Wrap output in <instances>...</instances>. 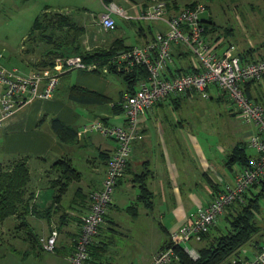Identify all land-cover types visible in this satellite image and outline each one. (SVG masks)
Wrapping results in <instances>:
<instances>
[{
	"label": "crops",
	"instance_id": "crops-1",
	"mask_svg": "<svg viewBox=\"0 0 264 264\" xmlns=\"http://www.w3.org/2000/svg\"><path fill=\"white\" fill-rule=\"evenodd\" d=\"M152 1L101 0L99 14L90 11V19L81 15L86 11L85 8L75 13L68 10L66 15L82 26L80 43L84 48L106 47L117 37L122 39L123 46L130 47L144 44L154 37L156 30H164L166 27L161 20L133 17L146 9ZM189 1H194L190 6L198 2L185 0V3ZM109 3L121 6L132 15L126 19L111 12L117 23L114 30L105 29L98 22L100 15L107 10L105 5ZM250 3L251 1L248 4ZM178 9H168V13ZM255 10L261 12L251 15L248 22L252 24V21L258 19L264 25V0L262 6L251 4V11ZM236 15L241 25H244L240 14ZM208 24L215 29L207 33V37L211 41V48L216 52H220L230 40L237 45L244 60L255 57L256 53L264 54V33L255 30L253 37L247 33L240 44L223 35V32L214 35L218 28L214 23ZM129 26L134 29V37L130 43L125 40L124 35ZM242 27L243 30L246 29L245 25ZM122 52L123 49H119L118 58ZM37 61L38 59L34 60L33 68L53 71L51 66H40ZM121 62L119 59V64H115V67L124 65L128 71L126 73H130L136 66ZM195 64L193 53L177 43L172 46V56L163 73L171 77L191 70ZM123 74L125 73L110 70L107 64L99 63L91 69L66 68L60 73L59 82L50 98H32L16 108L0 125V160L7 162L18 154L29 155L28 163L32 160L31 164H34L31 167L35 166V172L38 173L35 186L33 183L32 186L28 185V188L33 187L31 212H39L32 213L31 216L45 215L47 220L51 217L59 220L56 250L61 252L48 254L42 264H69L68 254L73 249L79 231L80 215L89 206L91 192L100 187L108 158L116 147L114 138L98 131L82 132V128L93 120H101L108 125L123 124L121 99L129 92V85ZM142 78L133 82L134 89ZM115 79L117 85L114 84ZM245 86L253 101H264V75L259 80H248ZM207 91L206 97L196 90L170 94L139 115L137 133L131 140L125 172L118 178L105 213V222L100 225L90 245L91 257L96 261L149 264L152 255L165 244L172 230L191 221L197 210L206 206L219 190L234 184L235 174L243 165L240 159L242 153L246 158L254 155L255 151L248 145L245 133H251L255 127L242 119L241 122L248 126L243 131L244 142L240 139L232 144L229 141H218L219 149L216 148L215 153L202 149L197 133L201 131L207 134L202 130L206 127L201 116L207 109V102L203 98H210L211 102H231L215 85H209ZM230 104L229 109L234 112L232 102ZM52 117H58L71 125L76 136L69 141H59L51 130ZM247 146L252 149L251 152ZM60 159H69L73 177L58 168ZM36 160H41L43 165H36ZM247 195L250 197L252 192L249 190ZM227 207L212 225L214 230L218 224L227 223L223 216L229 208ZM257 211L254 210V213L257 214ZM260 230L262 232V227ZM258 233L259 231L227 257L229 264H233V258L254 256L264 242V235ZM115 234L122 238L106 239ZM257 239H260L258 246L255 244ZM135 241L137 246L134 245ZM187 242L185 246L189 253L192 252L190 246L194 249L200 247L201 240L192 237ZM193 254L189 253L192 258H196L197 254L195 257Z\"/></svg>",
	"mask_w": 264,
	"mask_h": 264
},
{
	"label": "built area",
	"instance_id": "built-area-1",
	"mask_svg": "<svg viewBox=\"0 0 264 264\" xmlns=\"http://www.w3.org/2000/svg\"><path fill=\"white\" fill-rule=\"evenodd\" d=\"M107 10L100 15L98 22L105 29H115L116 20L111 12L131 17L126 10L114 3L105 5ZM204 4L184 5L176 12L168 13L165 0H153L135 18L161 20L164 30H156L154 37L144 44L132 45L123 50L117 58L126 65H145L147 76L139 82L133 92H127L121 99L122 125H108L101 120H93L82 132L98 131L116 140V147L107 161L104 177L98 189L90 194V204L80 215V225L73 249L68 255L69 264H108L91 257L90 245L98 232L112 192L118 178L123 175L131 149V140L137 133L139 115L150 106L170 94L186 93L196 90L203 97L208 96L207 87L217 86L231 100L234 112L255 127L248 136V145L255 153L235 174L234 184L219 190L212 200L197 210L194 218L172 230L169 244L152 255L149 264H167L177 255L174 247L184 245L190 238H199L217 221L226 205L243 201L242 194L259 180L264 173V101L255 102L247 94L246 82L259 80L264 75V54L242 59L235 43L226 44L220 52L211 48V41L204 33V23L200 13ZM180 43L189 49L196 64L191 70L173 76H166L163 69L172 56V46ZM96 63L86 64L79 55L55 57L53 71L33 68L26 72L16 67H7L1 62L0 54V125L19 106L34 97L48 99L59 82L60 73L66 68L91 69ZM242 196V197H241ZM58 228L51 229L47 236L40 237L43 248L52 251L57 245ZM188 251V248L185 246ZM190 254H193L189 251ZM195 257V255H193ZM233 264H264V242L260 244L251 258L232 259Z\"/></svg>",
	"mask_w": 264,
	"mask_h": 264
},
{
	"label": "rangeland",
	"instance_id": "rangeland-1",
	"mask_svg": "<svg viewBox=\"0 0 264 264\" xmlns=\"http://www.w3.org/2000/svg\"><path fill=\"white\" fill-rule=\"evenodd\" d=\"M249 1H251L250 4H248ZM253 1L254 2L252 3V0H198V2L204 4V10L200 13V16L201 18L211 19V21L214 23V26L218 28L217 31H215L214 35H216V33L218 32L219 34H222L223 32V35L241 44V42L244 41V36L247 33L251 34L252 37L255 30L264 33V25L259 22L258 19L252 21V24L248 22L251 15H255L256 13L261 12L257 10L252 12L251 4L256 5V7L262 6V0ZM178 2L180 4V7H182L184 6L185 0H178ZM46 7L48 12H45L47 16H45L44 21L49 24V27H42L41 29L37 30L33 29L35 17L43 12L42 10H44V8ZM101 7V0H0L1 62L3 61L2 63L7 66H16L20 68L21 71L26 72L25 69H33L34 60L39 59L41 55L46 54L47 52L45 51L46 49H48V47L56 49L57 51L67 52L66 49L64 51L60 49L66 47L65 44L60 45L62 43L61 39H59L61 38V33L57 32L56 30L55 33H51L50 29L53 27L52 20L54 18L53 12L65 10L66 13H68L67 11L70 10L72 13H75V11L81 10V8H85L86 11L81 15H85L90 19V11H94L99 14ZM236 14H240L241 18L243 19V24L246 27L245 30H243L242 26L244 25H241ZM71 33L72 31L69 32L68 37H71ZM33 35H35L34 37H37V41L32 39ZM47 35L53 37L52 43L46 41ZM124 35L125 40L130 43L132 41V38L134 37V29L129 26ZM32 41L33 44L35 43L34 45L32 44ZM57 43L59 45H57ZM32 46L34 47L33 49L30 48ZM58 56L60 55H57L56 57ZM84 63L89 64L93 62ZM114 84H118L116 79L114 81ZM203 100L204 102H207V109L201 116L203 125L206 127L202 130L207 132V134L201 131L197 133L198 141L201 144L202 149L214 152L216 151V148L219 149L217 144L218 141L221 143L229 141L230 144H232L234 141L236 142V140L240 139L242 142H244L245 138L243 131L248 126L241 122V118L237 116V114L235 115L238 118L234 115V112H231V110L229 109L231 102L227 100H225L224 103L216 101L211 102L210 98H203ZM202 108L204 109L205 106H203ZM245 136L246 138H248L249 131H246ZM247 149L250 152L252 151L249 146H247ZM225 153L227 154V150H225ZM220 158L222 157L220 156ZM31 161L32 160H29L28 163L27 160V164H29V167L34 164H31ZM5 162L6 161L0 160V163H2V165L4 166ZM215 163L217 162L215 161ZM8 164L9 163H7L6 165ZM36 165L42 166V161L36 160ZM29 171L30 179L28 181V185L32 186L33 183V185L35 186V184L37 183L36 175L38 174L35 172V166L29 168ZM68 176L73 177L72 174H68ZM32 188L33 187H27L23 193L24 205L26 202H28L29 205L30 203H32ZM242 196L244 198H247L245 194H242ZM258 200L261 208H259L257 214H255L256 223L260 228L262 227V232H264V197L261 196ZM19 207H22V205L20 204ZM20 210L23 211L24 208H20ZM32 213L35 214L39 212L34 213L30 210L29 212L25 213V218L20 217L19 214L15 216V213L5 217L0 222V264H42L47 259L48 254L53 255V252H61L58 251V249L56 250L57 245L52 251L45 250L40 240V237L47 236V234L50 233L51 229L58 228L59 220L53 217H51L50 220H47L45 215H41L38 217L31 216ZM104 217L101 224L105 222ZM24 222L28 224V226H26ZM212 230H214V227L210 226L207 232H211ZM260 231L258 235H261ZM34 236L35 238H33ZM211 236L212 235H206V232L201 234L198 238V240H201L200 247L210 245V241H212ZM108 238H110L111 240L121 239L122 237L118 234H115L114 237L111 235L109 237H106V239ZM134 243L135 246L138 245L136 241ZM187 243L185 244L187 245ZM127 245L129 246L128 242ZM198 247H196V249ZM161 248H163V246L159 249ZM190 249L194 253L193 255L197 254L198 257V249L196 250L191 246ZM100 262L111 264L105 261ZM219 264H229L228 258L224 259Z\"/></svg>",
	"mask_w": 264,
	"mask_h": 264
},
{
	"label": "trees",
	"instance_id": "trees-1",
	"mask_svg": "<svg viewBox=\"0 0 264 264\" xmlns=\"http://www.w3.org/2000/svg\"><path fill=\"white\" fill-rule=\"evenodd\" d=\"M165 1L168 9H178L180 7L178 0ZM193 2L194 1H189L185 4L191 5ZM45 12H48L47 7L44 8L43 12H41L37 17H35L33 29L37 30L42 27H49V24L44 21L45 16H47ZM53 16V27L50 29L51 33H55V30L61 33V38L59 39H61L62 43L60 45L65 44L66 47L60 49H62V51L66 49L67 52L57 51L56 49L48 47L45 51L47 53L41 55L37 61L40 66H51L53 68L55 57L57 55L67 56L75 54L79 55L84 62H96L101 65L107 64L108 67H110V70L121 74L125 73L123 75L125 80L128 82L129 92H133L135 90L133 87L134 81L136 82L142 77V80L146 78L147 68L145 65L134 66L132 71H129L130 73H126L128 71L124 65H118L119 67L117 68L115 67V64H119L117 63V53L119 49L126 50L131 47L123 46L122 39L120 37L114 38L113 41L106 47L86 49L80 43V34L83 30L82 26L73 22L66 15V12L55 11L53 12ZM202 22L205 27V34L215 30L213 26L211 27L208 24L213 23L211 19L202 18ZM70 31H72L71 37H68ZM34 36L35 35H33L32 39L37 41V37ZM52 38V36L47 35L46 41L52 43ZM230 42L231 41L228 40L225 45ZM57 45L59 44L57 43ZM121 63L125 62L122 61ZM50 124L53 134L59 141H69L76 136L75 129L71 125L64 123L58 117H52ZM28 158L29 155L18 154L15 155L14 158L5 162V166L0 163V222L5 217L15 213V216L19 214L20 217L25 218V213L33 210V207L31 208L32 205H29L28 202H26L25 205L23 204V193L28 187V181L30 179V171L27 164ZM240 159L242 160L243 165L246 164L248 160L243 153ZM7 163L9 164L6 165ZM58 164H60L58 168H60L63 173L73 175L69 160L60 159ZM249 190L252 192L250 197L247 195ZM249 190L244 193L247 197L244 198V201H234L227 205L229 208L226 206L228 210L223 214V216L227 223L223 225L218 224L216 226L217 230H214V233L211 236L212 241H210V245L200 247L198 249V257L192 258L185 249L184 245L177 244L174 247L177 258L167 264H218L226 259L237 247H240L249 241L252 236L261 229L256 223L254 210L259 211L260 204L258 199L261 196L264 197V173L257 182H254L250 186ZM20 204L22 207H19ZM20 208H24V210L22 211ZM34 210H36L35 206ZM26 226H28V224H26ZM209 232H206V235L209 234ZM263 233L264 232H260L261 235H263ZM33 238H35V236ZM168 240L169 238L166 240L163 247L169 244ZM257 240H255L256 246H258V243L260 242V239L258 241Z\"/></svg>",
	"mask_w": 264,
	"mask_h": 264
}]
</instances>
